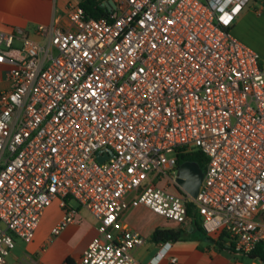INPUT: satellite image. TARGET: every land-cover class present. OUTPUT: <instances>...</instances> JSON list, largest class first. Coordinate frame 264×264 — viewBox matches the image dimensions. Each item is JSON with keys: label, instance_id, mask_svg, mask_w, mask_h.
<instances>
[{"label": "built area", "instance_id": "1", "mask_svg": "<svg viewBox=\"0 0 264 264\" xmlns=\"http://www.w3.org/2000/svg\"><path fill=\"white\" fill-rule=\"evenodd\" d=\"M112 1L99 19L72 5L63 23L38 24L35 38L0 32L10 81L0 92V264L15 238L32 240L53 200L63 212L53 236L76 221L71 199L98 221L78 264H136L132 250L146 238L110 232L141 205L249 255L264 244L255 218L264 210V72L230 28L250 0ZM17 36L19 58L1 48ZM194 150L206 165L191 196L176 160ZM170 246L160 244L154 263Z\"/></svg>", "mask_w": 264, "mask_h": 264}, {"label": "crops", "instance_id": "2", "mask_svg": "<svg viewBox=\"0 0 264 264\" xmlns=\"http://www.w3.org/2000/svg\"><path fill=\"white\" fill-rule=\"evenodd\" d=\"M71 6L64 0H0V32L14 33L20 30L23 35L35 38V27L38 24L48 23L53 19L63 23ZM21 46L22 40L17 36L10 48L3 45L1 48L7 55L19 58L23 55ZM249 47L260 55V66L264 72V47L261 50ZM8 68L7 63H0V92L10 87ZM167 188L170 191L179 190L170 185ZM68 204L77 211L76 221L69 223L59 234L53 236L51 229L63 214L59 201L53 200L43 211L32 240L24 242L15 238V246L8 256V263L78 264L82 252L98 233V221L71 205L70 200ZM255 218L264 220V210L259 211ZM178 226L179 224L166 220L141 205L124 211L119 218V226L112 229L110 234L114 238L121 227H127L140 232L146 238L143 245L132 250L136 264H173L169 260L170 257H176V264H246L235 251L228 248L219 249L214 244L213 237L206 235L209 243H204V233L192 232L193 227L189 224L181 225L189 232L187 236L170 241L171 246L166 256L154 263L156 258L153 257L161 243H153L150 240L151 233L156 228L175 229ZM247 264H251V261Z\"/></svg>", "mask_w": 264, "mask_h": 264}, {"label": "trees", "instance_id": "3", "mask_svg": "<svg viewBox=\"0 0 264 264\" xmlns=\"http://www.w3.org/2000/svg\"><path fill=\"white\" fill-rule=\"evenodd\" d=\"M106 0H80L78 2L79 6L82 8L85 17L96 18L107 17L110 11L103 5ZM185 161H190L198 164L202 169L206 165V157L198 150H194L188 153H180L177 155V165L179 166ZM188 213L192 215V208L188 204ZM193 227L192 232H202L206 234L203 229L195 221L191 220L188 223ZM189 232L182 227L180 224L177 228H156L153 230L150 236V240L153 243H162L165 241H177L183 239L187 236ZM214 244L220 248H228L225 245V239L220 235L217 239H213ZM249 258L260 257L264 261V244L259 243L256 248L248 255Z\"/></svg>", "mask_w": 264, "mask_h": 264}, {"label": "rangeland", "instance_id": "4", "mask_svg": "<svg viewBox=\"0 0 264 264\" xmlns=\"http://www.w3.org/2000/svg\"><path fill=\"white\" fill-rule=\"evenodd\" d=\"M64 1L69 2L70 5H76L78 0ZM260 7H262V9ZM257 9L262 10L260 15L256 14L255 11ZM230 32L241 42H244L257 50H261L264 47V0H250L236 18L234 24L230 28ZM164 183V180L158 182L159 185H163ZM70 204L74 207H78L82 213L92 217L90 212L79 206L74 199L70 200ZM200 233L202 234V232ZM206 235L207 234H203V238H205L203 242L209 243ZM236 254L239 255V258H242L246 264L250 261L245 254L240 252H236Z\"/></svg>", "mask_w": 264, "mask_h": 264}, {"label": "water", "instance_id": "5", "mask_svg": "<svg viewBox=\"0 0 264 264\" xmlns=\"http://www.w3.org/2000/svg\"><path fill=\"white\" fill-rule=\"evenodd\" d=\"M104 4L108 10L114 7L112 0H108ZM110 155H112V151L108 149L106 154L103 153L102 155H98L97 160L102 161L106 158V156ZM202 177L203 170L196 163L185 161L178 166L177 183L182 190L191 196H196Z\"/></svg>", "mask_w": 264, "mask_h": 264}]
</instances>
